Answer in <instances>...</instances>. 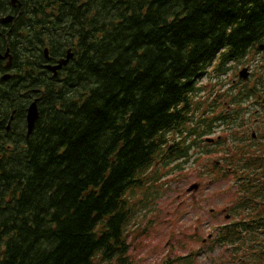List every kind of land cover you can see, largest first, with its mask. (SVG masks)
<instances>
[{
    "label": "trees",
    "instance_id": "obj_1",
    "mask_svg": "<svg viewBox=\"0 0 264 264\" xmlns=\"http://www.w3.org/2000/svg\"><path fill=\"white\" fill-rule=\"evenodd\" d=\"M15 3L0 0V19L20 13L9 25L0 22L1 49L14 56L7 82L0 66V264H134L128 227L136 192L158 181L148 178L158 164L194 162L196 148L207 157L223 151L243 191L233 195L238 218L214 240L264 232V137L237 138L242 131L226 116L252 97L264 109V65L258 84H242L238 102L214 118L194 115L198 79L210 70L222 76L232 62L261 52L264 0ZM68 50L74 57L56 78L43 71ZM34 97L39 118L28 137ZM218 125H227L226 135L206 145H217L215 153L206 152L201 143ZM216 162L209 166L218 183L225 175ZM258 248L238 264H252L255 255L264 264Z\"/></svg>",
    "mask_w": 264,
    "mask_h": 264
},
{
    "label": "rangeland",
    "instance_id": "obj_2",
    "mask_svg": "<svg viewBox=\"0 0 264 264\" xmlns=\"http://www.w3.org/2000/svg\"><path fill=\"white\" fill-rule=\"evenodd\" d=\"M260 65H264L263 52L253 53L247 60L232 62L228 72L222 76L210 70L198 79L197 88L201 90L196 92L194 100L200 104V108L195 111V117L214 118L225 107L228 108L229 103L235 99L238 102L243 83L247 82L248 88L258 84L257 72L259 74L260 69L257 67ZM245 67L250 69L249 81L239 78L240 71ZM212 105L215 108H211ZM234 110L237 112L226 116L232 118L229 126L238 127L240 132L242 124L247 129L255 121H263L259 124L260 128L258 125L245 134L241 132L237 138L248 140L252 133L264 137V109L260 101L257 103L254 97L246 99L241 105L236 103L231 111ZM218 126L215 133L205 137V143H201L204 151L215 153L217 145L206 147L211 145L207 140L226 135L227 125ZM201 152L199 148L193 150L194 162L182 168L177 169L175 164L168 167L158 164L148 174V178H157L158 181L136 192L133 202L136 213L128 227L129 254L134 264H186L183 260L187 258L192 259V264H238L242 256L247 260L248 249L264 247V232L260 229L250 230L251 236L244 234L247 238L236 242L219 244L214 240L222 226L229 227L238 218L234 215L233 195L236 192L243 195V191L239 190L241 182L230 173V163L222 161L225 158L223 151L211 157L202 156ZM237 157V162L241 164L248 162V158ZM216 161L222 162L217 166L222 168L225 175L218 183L211 181L215 172L209 166ZM193 184H199L200 189L189 193L188 188ZM259 240L261 245H257ZM238 250L241 251L237 259L233 257V252L237 253ZM257 258L255 255L250 262L258 264Z\"/></svg>",
    "mask_w": 264,
    "mask_h": 264
},
{
    "label": "flooded vegetation",
    "instance_id": "obj_3",
    "mask_svg": "<svg viewBox=\"0 0 264 264\" xmlns=\"http://www.w3.org/2000/svg\"><path fill=\"white\" fill-rule=\"evenodd\" d=\"M13 7L16 8V3H15V4L13 3ZM19 16H20V13H18V14H9L8 16L1 18V19H0V22H1L3 25H9V24H11V23H12L17 17H19ZM7 17H12V18H13L12 21L5 23V22H4V19L7 18ZM3 38H5V36H4L3 32H2V29H0V55H2V57H5V56L7 55L6 58L0 59V66H3V67L7 70V71L4 72V74L1 76V79H2L4 82H7V81L13 76V69H12V67H13V59H14V56H13V54L11 53V49H10V47L6 46L4 50L1 49ZM45 55H46V58H48V50H47V53L45 52ZM65 57H66V56H65ZM62 59H63V58H62ZM60 60H61V59H60ZM60 60H59V61H60ZM59 61H57V63H58ZM57 63H50V62H47V63H43V64L41 65V67H42L43 71H47V72L51 73L52 76L54 77V74H53L51 71L47 70V69L45 68V66H47V65H52V66H53V65H56ZM62 70H63V69H61V70H59V71L57 72V76H58V73H59L60 71H62ZM57 76H56V77H57ZM56 77H54V78H56ZM34 92H35V93H39V90H34ZM37 99H39V98H38V97H34V101L37 100ZM34 101H33V102H34ZM15 114H16V109L12 111V114H11V116H10V120L8 121V124H7V127H6V130H7V131H9L10 128H11L10 126H12V125L14 124L13 120H14ZM26 116H27V114H26ZM1 123H2V122L0 121V128H1ZM26 124H27V121H26ZM258 124H259V121H255V123H254V124L252 123V126L248 127L247 129H246L245 125L242 124V125H241L242 132L245 134L246 131H249L250 129H255V128L258 126ZM8 125H9V126H8ZM254 134H255V133H252V136H253V138H256V134H255V136H254ZM219 138H220V137H219ZM199 189H200V187L198 188V190H199ZM212 212H213V210H212ZM263 214H264V213H263ZM247 216H250V215H247ZM249 236H250V235H249ZM249 236H248V237H249ZM245 238H247V237H245V236L243 235L240 239H245ZM256 238H257V237H256ZM257 245H261V241H260V240L258 241ZM239 249H241V248H239Z\"/></svg>",
    "mask_w": 264,
    "mask_h": 264
},
{
    "label": "water",
    "instance_id": "obj_4",
    "mask_svg": "<svg viewBox=\"0 0 264 264\" xmlns=\"http://www.w3.org/2000/svg\"><path fill=\"white\" fill-rule=\"evenodd\" d=\"M16 0H13V3L15 4ZM12 17H7L4 19V22H10L12 21ZM259 49L261 52L264 53V44L259 46ZM45 52L47 53V50H45ZM7 55L5 57H2V55H0V59L6 58ZM74 57V54L71 50L67 51V55L65 58L61 59L56 65H47L45 66V68L49 71H51L54 74V77L57 76V72L59 70H61L63 67H66L69 62L71 61V59ZM250 77V69L248 67L243 68L240 73H239V78L243 81H247ZM38 101L39 99L35 100L34 102H32L29 107L27 108V116H26V121H27V129H28V133L27 136L29 137L32 132L33 129L35 127V124L39 118V110H38ZM255 136V134H254ZM208 142H213L212 139H209ZM218 165L220 164V162L217 163ZM199 188L198 184H193L192 186H190L188 188V192L191 193L195 190H197Z\"/></svg>",
    "mask_w": 264,
    "mask_h": 264
},
{
    "label": "bare ground",
    "instance_id": "obj_5",
    "mask_svg": "<svg viewBox=\"0 0 264 264\" xmlns=\"http://www.w3.org/2000/svg\"><path fill=\"white\" fill-rule=\"evenodd\" d=\"M249 81V80H248ZM251 82V81H250ZM245 87V86H244Z\"/></svg>",
    "mask_w": 264,
    "mask_h": 264
}]
</instances>
